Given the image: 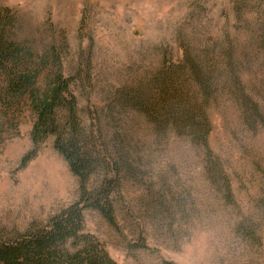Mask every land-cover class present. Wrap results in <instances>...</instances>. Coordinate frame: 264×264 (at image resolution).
<instances>
[{
  "label": "rangeland",
  "instance_id": "1",
  "mask_svg": "<svg viewBox=\"0 0 264 264\" xmlns=\"http://www.w3.org/2000/svg\"><path fill=\"white\" fill-rule=\"evenodd\" d=\"M5 9L15 22L10 40L24 52L59 53L84 125L110 145L116 135L131 139L116 226L88 210L85 233L118 264H264V0H0ZM186 54L219 89L211 156L174 132L157 137L124 107L130 93L153 89L165 61ZM239 86L262 115L258 130L245 123ZM3 88L0 78V94ZM2 104L0 236L8 238L60 215L78 202L80 186L54 137L34 146L29 101L10 120ZM209 160L220 162L227 181L213 175ZM103 177L94 176L90 189Z\"/></svg>",
  "mask_w": 264,
  "mask_h": 264
},
{
  "label": "trees",
  "instance_id": "2",
  "mask_svg": "<svg viewBox=\"0 0 264 264\" xmlns=\"http://www.w3.org/2000/svg\"><path fill=\"white\" fill-rule=\"evenodd\" d=\"M11 13L8 9L0 11L3 117L10 120L17 105L29 101L36 116L32 129L34 146L55 138L56 151L79 180L80 198L46 225L13 237L0 236V264H118L97 238L85 233V212L96 211L111 226H116V196L121 189L122 175L125 170H131L133 161L131 139L116 135L110 145L103 133L97 135L94 127L84 125L73 91L74 80L64 75L59 53L37 58L33 53L24 52L10 40L15 23ZM215 81L213 73L205 72L203 66L186 54L179 63L165 61L164 68L152 81L153 89L130 93L124 107L142 115L153 126L157 137L174 132L211 156L210 108L219 97ZM237 91L248 115L246 125L250 130H258L263 124L258 106L241 86ZM36 155L37 150L26 156L22 166ZM209 162L213 175L227 181L220 162ZM100 172L103 180L95 189H90L93 177ZM226 187L230 195V185L227 183Z\"/></svg>",
  "mask_w": 264,
  "mask_h": 264
}]
</instances>
